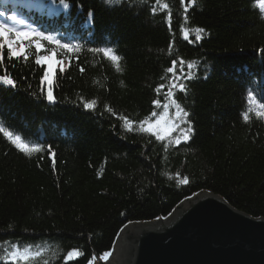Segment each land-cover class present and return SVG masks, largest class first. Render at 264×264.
Listing matches in <instances>:
<instances>
[{
  "label": "trees",
  "instance_id": "trees-1",
  "mask_svg": "<svg viewBox=\"0 0 264 264\" xmlns=\"http://www.w3.org/2000/svg\"><path fill=\"white\" fill-rule=\"evenodd\" d=\"M65 3L70 7L0 0L6 15L70 45L32 38L43 46L39 55L52 53L55 66L65 67L54 78L51 104L40 92L34 43L27 62L9 60L3 50L0 75L17 86L0 85V124L42 151L26 155L0 133V264H13L3 258L13 243L41 252L15 264H88L112 250L125 224L165 218L198 191L264 219V12L257 0ZM196 28L205 30L200 41ZM102 47L114 49L121 71L92 51ZM173 60L180 81L167 72ZM188 63L191 81L183 79ZM174 82L186 84L184 92L173 89V98L193 127L178 145L171 141L179 129L164 140L143 130L165 112ZM92 101L93 109L83 107ZM73 250L81 254L69 257Z\"/></svg>",
  "mask_w": 264,
  "mask_h": 264
},
{
  "label": "water",
  "instance_id": "water-1",
  "mask_svg": "<svg viewBox=\"0 0 264 264\" xmlns=\"http://www.w3.org/2000/svg\"><path fill=\"white\" fill-rule=\"evenodd\" d=\"M93 264H264V219L208 191L181 200L165 218L127 223L106 261Z\"/></svg>",
  "mask_w": 264,
  "mask_h": 264
},
{
  "label": "snow or ice",
  "instance_id": "snow-or-ice-1",
  "mask_svg": "<svg viewBox=\"0 0 264 264\" xmlns=\"http://www.w3.org/2000/svg\"><path fill=\"white\" fill-rule=\"evenodd\" d=\"M105 2L109 5L112 4H119L121 0H105ZM141 4L146 3V0H139ZM183 2V0H182ZM196 2V0H188L189 5H192ZM52 3L60 4L65 9L69 8L70 5L65 3V0H52ZM165 8L168 7L167 4L164 5ZM257 7L261 10V12H264V0H257ZM187 11V8L185 9ZM153 12H155V9H153ZM93 16V13H89V18L86 22L91 23V18ZM0 17H5V19H0V63L3 62V50L5 47L7 48V55L9 60L12 58H15L17 60H20L23 58L25 62L29 60V57L31 53L28 51V49L32 46L34 43L36 48V59L35 63L38 66H41L43 68V75L40 77V84H41V95L44 99H46L50 104L55 103V96L53 92V81L56 76V73H63L65 71V67L61 64L59 67H56L54 64L50 63L51 57L48 56H41L39 53L42 50V45L40 43V39L49 41L52 43H55L58 46H61L64 49H69L70 45L67 43H64L61 45V40L57 38L56 35L45 34V30H38L36 27H33L30 24H27L23 19L18 18L16 15H9L6 16V13L4 11H0ZM23 26V27H21ZM203 28H196L194 30L195 32V40L200 41L202 38V34H204ZM33 37H39L40 39H37L33 41ZM189 38L188 31H184V39ZM25 40L28 41V43H25ZM19 43V48H17L15 45ZM171 47V45H170ZM79 46H76V51H79ZM94 52H102L105 57H108L114 64H116V70L121 71L119 67V60L121 59L118 55L114 54V49L112 47H102V48H94L92 49ZM181 65V72L183 73V66L184 62L183 60H180ZM176 64L177 61H172V67H169L167 69L168 73H172L174 76V81H180L182 79L181 76H175L176 71ZM194 64L188 63L187 68L189 69L186 76H183V79L187 81H191L193 79V75L191 70L193 69ZM83 71V69H81ZM47 84V88L45 89L44 85ZM0 85L4 86L5 88L11 87L16 88L17 82L12 78L9 74H3L0 75ZM165 85L161 84L157 91L159 92L160 89H163ZM177 89L179 92H184L186 90V84L185 83H173L171 87L168 88V91L166 92V99L168 102L164 103L162 105L165 112L171 107L175 108L174 118L169 117L171 120V123H168V121L165 120V116L162 113L158 119H156L154 124H149V126L144 131L153 132L155 130L156 138L158 140H164L167 135H170L172 132L179 129L181 135L178 136L174 141H171L174 144H180L181 141H188L190 139V134L193 132V127L190 122H188L185 119L189 116V113L182 108L181 104L177 102L175 98H173L174 93L173 89ZM249 99L252 98V93H249ZM95 101H92L91 103H84L83 107L85 109H93L95 107ZM153 104L157 107H161V103L159 100H154ZM111 111V109H108ZM155 115V113H153ZM257 115H260V113H257ZM244 119L247 120L248 116L245 114ZM177 120H180L181 123H187V128L184 129L180 127V124L176 123ZM165 121V124L167 125L164 129V134L160 133V125L161 122ZM131 121L125 120V126L130 127ZM142 124L145 123L144 121L141 122ZM0 133H3L5 137L8 138V140L15 145V147L21 151H23L26 155H31L32 153H38L42 151L41 145L39 143H26L24 142V139H22L21 135H13L12 132L8 131L3 124H0ZM48 151L50 155H54L52 153L51 147L48 146ZM55 166V160H53V167ZM182 183H187V180L182 181ZM115 243V242H114ZM81 253H79L76 250H73L72 252H69L68 256L73 257L79 256ZM112 253L110 251H105L100 257V260L106 261L110 257ZM41 252H31L28 247H25L23 250H20L17 246V244L13 243L11 245V250L4 249V255L3 258L6 260H11L13 264L17 260L20 261H28L33 256H40ZM95 259V257H93ZM88 264H93L92 260L90 259L88 261Z\"/></svg>",
  "mask_w": 264,
  "mask_h": 264
},
{
  "label": "rangeland",
  "instance_id": "rangeland-1",
  "mask_svg": "<svg viewBox=\"0 0 264 264\" xmlns=\"http://www.w3.org/2000/svg\"><path fill=\"white\" fill-rule=\"evenodd\" d=\"M15 46H16L17 48H19V43L16 44ZM49 62L53 64V62H52L51 60H50ZM174 113H175V111H174L173 113H171V114L168 113V112H163V114H164V116H165V120L168 121V123H171V120L169 119V117L174 118ZM161 114H162V113H161ZM161 114H160V115H161ZM160 115L157 116L156 119H158V118L160 117ZM156 119H155V121H156ZM155 121H154L153 123H151V124H154ZM176 123L179 124V122H177V121H176ZM166 126H167V125L165 124V121H162V122H161V125L159 126V127H160V133H161V134H164V129L166 128ZM178 131H179V130H178Z\"/></svg>",
  "mask_w": 264,
  "mask_h": 264
},
{
  "label": "bare ground",
  "instance_id": "bare-ground-1",
  "mask_svg": "<svg viewBox=\"0 0 264 264\" xmlns=\"http://www.w3.org/2000/svg\"><path fill=\"white\" fill-rule=\"evenodd\" d=\"M190 196H192V195H190ZM190 196H188V197H190ZM187 198V197H186ZM183 200V199H182ZM226 201V200H225ZM179 203V202H178ZM169 215V214H168Z\"/></svg>",
  "mask_w": 264,
  "mask_h": 264
}]
</instances>
